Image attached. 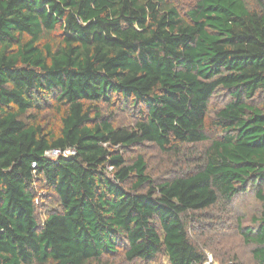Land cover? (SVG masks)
Masks as SVG:
<instances>
[{
    "label": "trees",
    "instance_id": "obj_1",
    "mask_svg": "<svg viewBox=\"0 0 264 264\" xmlns=\"http://www.w3.org/2000/svg\"><path fill=\"white\" fill-rule=\"evenodd\" d=\"M113 99L144 112L114 126L94 105ZM47 104L55 127L37 116ZM202 143L163 182L127 156ZM249 192L259 211L237 227L264 264V0H195L184 16L172 0H0V264H109L120 251L204 264L201 215Z\"/></svg>",
    "mask_w": 264,
    "mask_h": 264
},
{
    "label": "rangeland",
    "instance_id": "obj_2",
    "mask_svg": "<svg viewBox=\"0 0 264 264\" xmlns=\"http://www.w3.org/2000/svg\"><path fill=\"white\" fill-rule=\"evenodd\" d=\"M172 1L180 14L184 16L186 10L193 5L195 0ZM226 100L227 98L223 94L214 96L211 99L209 105L210 119L212 118V113L220 108ZM94 105L110 118L114 126L131 127L144 112L141 106L130 107L116 99H113L112 105L103 103ZM37 116L41 125L45 128L54 126L58 119L57 113L49 104ZM208 131L210 138L218 135L216 130L210 132L209 129ZM207 144L194 145L189 152L179 149V152H184L180 155L178 151L163 152L154 145L144 144L128 151L129 154L127 156L128 158H135L138 155L142 156L147 165L148 176L156 182H163L190 168L195 161V155L199 154ZM188 156H192V159H188ZM39 194L47 196L45 190H41ZM47 206L50 209L55 208L56 202L53 197H51L50 205L47 202ZM259 208L260 204L255 200L253 194L249 192L234 199L232 205L228 208L217 206L201 215V223L197 224L196 231L192 233V239L197 246L205 251L207 261L204 264H256L251 255L252 247L243 242L237 226L240 224L243 228L251 227V217L258 213ZM106 260L109 261V264H168L167 259L163 256H158L151 263L141 261L127 263L123 259L122 251H120L119 255Z\"/></svg>",
    "mask_w": 264,
    "mask_h": 264
},
{
    "label": "built area",
    "instance_id": "obj_3",
    "mask_svg": "<svg viewBox=\"0 0 264 264\" xmlns=\"http://www.w3.org/2000/svg\"><path fill=\"white\" fill-rule=\"evenodd\" d=\"M74 154V151L71 149H66L64 151L61 150H50L46 151L44 153V157L52 159V160H57L59 157L62 158H68Z\"/></svg>",
    "mask_w": 264,
    "mask_h": 264
}]
</instances>
